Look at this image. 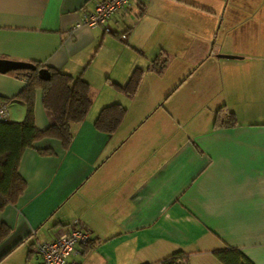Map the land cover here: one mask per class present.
<instances>
[{"label": "crops", "instance_id": "0c3cea01", "mask_svg": "<svg viewBox=\"0 0 264 264\" xmlns=\"http://www.w3.org/2000/svg\"><path fill=\"white\" fill-rule=\"evenodd\" d=\"M96 2L0 0V60L81 78L91 100L67 150L44 139L22 153L26 187L0 211L10 229L0 264H40L36 244L74 220L91 239L69 264H163L175 253L220 264L212 252L227 247L264 264V0H131L111 33L70 35ZM156 59L160 72L149 70ZM135 69L144 74L128 99L110 84ZM25 86L0 74V100ZM112 104L126 113L108 135L93 124ZM221 107L234 127H214ZM7 113L21 122L26 107L7 102ZM33 119L38 130L52 123L41 90Z\"/></svg>", "mask_w": 264, "mask_h": 264}, {"label": "trees", "instance_id": "16d2710c", "mask_svg": "<svg viewBox=\"0 0 264 264\" xmlns=\"http://www.w3.org/2000/svg\"><path fill=\"white\" fill-rule=\"evenodd\" d=\"M154 60L149 70L160 72L166 63L162 59ZM37 69L43 68L33 64ZM50 73L49 82L39 80L36 72H9L17 78H23L26 86L7 102H21L26 107L25 117L21 122L0 121V211L8 205H13L25 191V182L18 173V164L22 153L32 149L34 145L44 139L56 140L63 150H67L72 141L71 125L85 120L90 108V87L81 78L47 69ZM144 71L135 69L124 86L110 84L117 92L128 99L133 98L143 78ZM41 90L43 109L50 114L52 123L44 130L35 127L33 119L34 92ZM126 110L119 104H112L102 108L95 121L94 128L104 134L113 133L121 124ZM236 119L233 113L221 107L215 114L214 127H234ZM40 155L52 154L48 150L37 151ZM10 229L0 225V243L9 235ZM90 243V242H89ZM89 245V244H88ZM87 245V246H88ZM212 255L220 264H252L238 249L224 248L213 251ZM187 256L175 253L163 264H187Z\"/></svg>", "mask_w": 264, "mask_h": 264}, {"label": "built area", "instance_id": "2783aa9c", "mask_svg": "<svg viewBox=\"0 0 264 264\" xmlns=\"http://www.w3.org/2000/svg\"><path fill=\"white\" fill-rule=\"evenodd\" d=\"M131 0H97L91 12H84L68 29L73 35L80 29L100 28L104 33H111L109 21L121 10L126 9ZM124 39V36L121 37ZM212 54V53H211ZM8 120L7 106L0 100V121ZM91 234L81 222L74 220L68 225L59 227L52 239L36 244L35 254L40 258V264H69L76 256L78 246L89 244Z\"/></svg>", "mask_w": 264, "mask_h": 264}, {"label": "water", "instance_id": "95a60500", "mask_svg": "<svg viewBox=\"0 0 264 264\" xmlns=\"http://www.w3.org/2000/svg\"><path fill=\"white\" fill-rule=\"evenodd\" d=\"M221 58H235L232 56H220ZM15 71L36 72L40 81L49 82L50 73L47 68L37 69L32 63L12 62L0 60V74H7Z\"/></svg>", "mask_w": 264, "mask_h": 264}]
</instances>
